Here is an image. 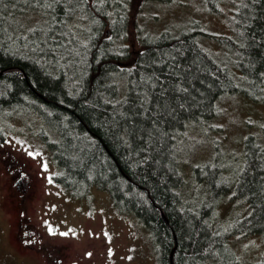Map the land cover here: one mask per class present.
Returning <instances> with one entry per match:
<instances>
[{
    "label": "trees",
    "instance_id": "trees-1",
    "mask_svg": "<svg viewBox=\"0 0 264 264\" xmlns=\"http://www.w3.org/2000/svg\"><path fill=\"white\" fill-rule=\"evenodd\" d=\"M174 1L0 0V145L4 124L32 116L52 180L75 195L107 193L148 233L157 264H264L238 247L264 239L261 139L211 150L193 167L194 189L181 162L188 136L212 129L227 101L264 103V0H203L214 15L231 5L230 36L197 21L180 34L139 28L132 50L133 11ZM226 193L247 205L233 223L215 210Z\"/></svg>",
    "mask_w": 264,
    "mask_h": 264
},
{
    "label": "rangeland",
    "instance_id": "rangeland-1",
    "mask_svg": "<svg viewBox=\"0 0 264 264\" xmlns=\"http://www.w3.org/2000/svg\"><path fill=\"white\" fill-rule=\"evenodd\" d=\"M231 8L228 4L221 14L214 15L206 13L203 0H175L166 5L147 4L137 19L133 11L127 31V44L132 50L140 49L139 28L152 34L165 30L180 34L187 30L186 25L196 21L210 33L230 36L228 17L231 16ZM218 111L216 120L211 123L214 129L193 133L185 142L181 154L182 171L186 187L191 189H194L191 184L194 181L193 167H200L202 161L210 158L212 151L227 152L231 148L241 151L246 137L252 133L264 143V103L255 104L242 97L232 98ZM38 126L37 120L30 115L11 119L4 124L6 136L0 145V151L4 152L0 159H27L33 165L39 179L33 223L41 233V247H47L45 250H50L53 256L54 247L66 246L69 264H157L148 233L135 218L118 212L107 193L92 188L82 195H75L52 180L57 168L52 153L39 134ZM241 158L239 152H234L233 168L239 167ZM205 175L204 171L200 173L202 177ZM0 176V264H47L42 253L18 250L14 236L22 244L31 241L22 239L26 226L20 229L14 227L4 199L7 194L4 191L6 175L2 173ZM217 185L222 190L224 185ZM215 210L219 218L233 223L235 219L245 216L247 205L234 198L232 193H226L218 200ZM238 247L255 262L264 254V239L258 236L243 239L238 242Z\"/></svg>",
    "mask_w": 264,
    "mask_h": 264
},
{
    "label": "flooded vegetation",
    "instance_id": "flooded-vegetation-1",
    "mask_svg": "<svg viewBox=\"0 0 264 264\" xmlns=\"http://www.w3.org/2000/svg\"><path fill=\"white\" fill-rule=\"evenodd\" d=\"M3 153L0 151V155H3ZM34 171L32 163L27 159H19V161H15L10 157L0 159V175L2 173L6 175L4 176L6 177L4 191L7 193L4 198L6 200L5 204L10 211L14 227L20 229L24 225L27 228L22 239L31 241L29 244H22L21 240L14 236V242L21 252L42 253L47 259V264H69V254L66 246L54 247L53 256L50 255V250H45L48 249L47 247H41L40 240L42 236L33 223L39 194V179Z\"/></svg>",
    "mask_w": 264,
    "mask_h": 264
}]
</instances>
